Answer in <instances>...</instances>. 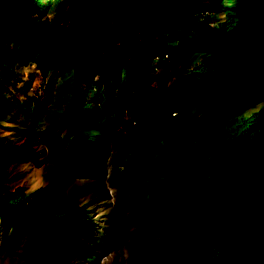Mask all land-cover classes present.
I'll list each match as a JSON object with an SVG mask.
<instances>
[{
    "label": "trees",
    "instance_id": "trees-1",
    "mask_svg": "<svg viewBox=\"0 0 264 264\" xmlns=\"http://www.w3.org/2000/svg\"><path fill=\"white\" fill-rule=\"evenodd\" d=\"M148 1L154 17L147 32L105 54L84 50L81 36L94 20L68 21L71 0L58 2L54 27L45 18L49 1L0 0V44L12 46L13 63H33L41 77L49 70L74 72L70 98L58 120L70 134L69 142L55 153L58 165L70 174L97 164L105 146L84 133L81 123L80 130L74 116L85 105L83 76L107 83L108 77L123 74L147 103L146 117L132 128L135 145L121 174L136 180L156 176L149 198L151 226L169 232L180 220L219 211L218 220H212L196 239L184 243L178 236L163 264H264V0H238L224 8L225 15L215 26L206 10L208 0H183L168 15H162L161 9L171 0ZM14 11L22 21L16 27L11 26ZM177 26H181L179 39L171 38ZM180 51L194 59L193 65L173 88L154 84L153 67L168 66L164 55L177 56ZM224 86L226 90L201 113L192 111L203 95ZM50 100L46 93L40 109ZM11 109L6 87L0 84V114ZM82 116L90 120L85 113ZM46 132L27 131L21 144L0 146V155L11 149L25 151L39 165L31 141L44 139ZM188 144L208 156L218 177L204 176L170 153ZM0 225L16 240L24 236L32 264L87 257L95 231L87 206L44 187L26 192L17 186L0 192Z\"/></svg>",
    "mask_w": 264,
    "mask_h": 264
},
{
    "label": "rangeland",
    "instance_id": "rangeland-1",
    "mask_svg": "<svg viewBox=\"0 0 264 264\" xmlns=\"http://www.w3.org/2000/svg\"><path fill=\"white\" fill-rule=\"evenodd\" d=\"M47 1L50 2V10L45 18L48 26L54 27L58 19L56 7L61 0ZM71 2L68 21L85 17L94 20L81 36L85 51L107 54L133 38L139 39L147 32L154 17L148 0ZM182 2L169 1L161 9V14L176 12ZM237 2L208 0L206 10L212 16L213 26L223 19L224 8ZM18 15L19 12L14 11L12 27L22 24L17 20ZM68 21L63 22L64 26ZM33 22L36 26L41 24L35 16ZM180 29L181 26H177L171 32V38L179 39L177 33ZM97 35L101 36L100 46ZM145 47L148 48L149 44ZM11 53V45L0 44V84L6 87V96L12 106L10 111L0 114V146L21 144L27 131L47 132L44 139L35 137L31 141L32 148L37 151L39 165H35L25 151L11 149L2 152L0 192L17 186L26 192L44 187L59 197L70 196L87 206L95 221L89 254L84 258L67 256L62 264H163L172 253L173 245L178 243V236L182 242L192 241L206 230L212 220H218L219 211H216L201 219L180 220L177 227L169 232H158L151 226L149 198L151 188L158 181L156 176L147 174L136 180L121 174L124 161L135 145L132 128L146 117L148 109L147 103L134 93L123 74L108 77L107 83L98 81L97 77H82L85 105L77 109L74 116L79 120L80 130L83 128L84 133L95 141H103L105 146L97 164L87 165L77 174L64 171L56 162L55 153L66 147L70 134L58 120L70 98L74 72L49 70L45 77H41L35 64L13 63L9 56ZM164 58L169 65L154 66L152 82L159 87L173 88L174 82L189 70L194 59L182 51L177 56L173 53L172 57L166 54ZM225 90V86L219 87L203 95L192 111L201 113L203 106ZM46 93H50L51 100L44 109H40L41 99ZM84 113L89 121L82 116ZM170 153L177 161L192 165L204 176H219L212 170L208 156L192 144L171 149ZM169 169V177L173 178L170 165ZM23 242L24 236L16 240L0 225V264H32L27 259Z\"/></svg>",
    "mask_w": 264,
    "mask_h": 264
}]
</instances>
